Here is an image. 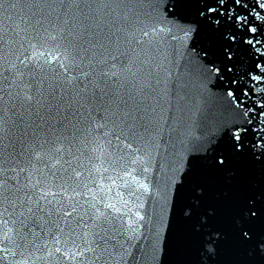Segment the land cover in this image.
I'll list each match as a JSON object with an SVG mask.
<instances>
[{
  "label": "snow or ice",
  "instance_id": "6c2138e0",
  "mask_svg": "<svg viewBox=\"0 0 264 264\" xmlns=\"http://www.w3.org/2000/svg\"><path fill=\"white\" fill-rule=\"evenodd\" d=\"M210 99L221 116L182 133ZM241 160L264 164V0H0V264H162L194 163ZM188 190L199 264L229 234L264 256V193L225 233Z\"/></svg>",
  "mask_w": 264,
  "mask_h": 264
},
{
  "label": "water",
  "instance_id": "95a60500",
  "mask_svg": "<svg viewBox=\"0 0 264 264\" xmlns=\"http://www.w3.org/2000/svg\"><path fill=\"white\" fill-rule=\"evenodd\" d=\"M178 71L186 72L187 69L180 68ZM189 84L190 93L199 94L203 91L208 94L207 83L201 84L194 73ZM217 96H219V92H217ZM222 111L221 103L218 100L213 103L210 99L201 111H197L195 107L188 105L185 107L183 117L184 126L181 127L180 131L185 134L191 132L199 136L202 130L200 121L204 119L211 125L214 119L221 116ZM173 142L175 143V150L180 151L179 139L173 134V141H169L168 145L162 144L159 152L154 153L158 164H163L165 158H172L169 154L173 152ZM232 167L234 169L233 175L226 177L223 174L209 172L202 168L199 162L194 163L191 175L186 177L184 186L176 194V211L165 244L162 264H199L200 262L197 245L180 215L189 195V185L193 181L205 186V207L216 209L217 221L225 233H230V217L236 206L242 201L256 198L264 193V164L241 160L234 162ZM153 175H155V170ZM257 227L260 225L258 224ZM209 261L210 264H264V256L249 254L229 234L220 245L217 255L209 257Z\"/></svg>",
  "mask_w": 264,
  "mask_h": 264
}]
</instances>
